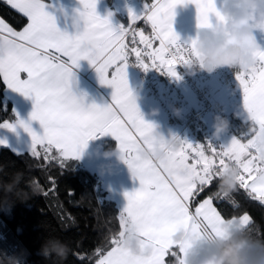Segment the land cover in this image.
Masks as SVG:
<instances>
[{
	"label": "snow or ice",
	"instance_id": "1",
	"mask_svg": "<svg viewBox=\"0 0 264 264\" xmlns=\"http://www.w3.org/2000/svg\"><path fill=\"white\" fill-rule=\"evenodd\" d=\"M8 3L31 21L23 31L16 32L0 20V74L10 89L34 101L30 120L39 121L43 133H37L30 121H18L31 135L32 154L41 155L37 151L39 145L46 160L79 159L89 141L111 135L118 141L121 159L140 183L138 189L125 193L127 204L119 216L118 233L124 235L131 221L153 246L152 254H131L115 235L109 241V250L95 249L94 264H166L169 255L174 264H185L184 256L191 244L190 241L175 244L171 236L178 228H185L198 239L205 230L223 236V225L228 220L250 227L253 221L247 213L225 217L215 206L214 201L227 200L234 208L239 207L232 197L210 194L194 208L192 205L196 196L214 181H220L230 164L241 170L239 188L264 205V162L259 160L255 147L256 137L264 134V48L254 53L256 64L250 71H238L236 75L250 121L248 132L242 138H233L228 145L208 142L210 154H206L203 144L182 140L181 148L170 153L166 161L142 158L141 150L153 148L159 136L156 126L144 119L128 79L132 56L145 71L155 68L164 73L166 68L167 75L179 79L177 61L187 65L192 57H199V52L196 39L181 41L175 31L176 9L194 4L198 28L219 31L226 18L217 0H154L141 15L129 9L133 23L143 19L152 28L151 36L140 31L138 39L137 33L125 25L115 26L111 14L99 15L98 0H80L82 10L78 16L83 23L75 34L60 30L44 0H8ZM130 31L132 47L127 40ZM156 42L158 47H154ZM53 51L59 55L52 54ZM82 60L95 67L103 85L114 89L111 103L87 104L85 96L73 90L74 69ZM22 72L27 74L26 79H21ZM16 126L12 122L0 124L12 131ZM6 143L0 140V145ZM53 150L59 156L50 155ZM174 248L178 252L172 251ZM77 258L91 259L84 254Z\"/></svg>",
	"mask_w": 264,
	"mask_h": 264
},
{
	"label": "trees",
	"instance_id": "2",
	"mask_svg": "<svg viewBox=\"0 0 264 264\" xmlns=\"http://www.w3.org/2000/svg\"><path fill=\"white\" fill-rule=\"evenodd\" d=\"M115 1L107 0L111 5ZM141 2L151 5L154 0ZM0 17L15 29L28 23V17L6 0H0ZM138 23L139 28L151 36L148 23L143 20ZM220 69L225 82L231 81L238 72L229 67ZM230 115L231 130L242 138L249 130L250 121H244L235 112ZM15 118L12 103L5 100V82L0 74V123ZM104 143L108 147L116 145L112 139ZM39 152L41 155L35 156L31 151L15 152L9 147H0V206H5L0 209V257L26 250L24 264H94L95 249L109 250L110 239L119 232L122 210L109 196L96 171L83 166L77 159L46 160L42 149ZM50 155L59 156V153L53 150ZM218 183L214 181L196 196L192 207L216 192ZM8 185H13L11 191L7 190ZM231 197L239 207L234 208L227 200L214 201L222 215L249 214L253 221L250 228L264 237V205L249 198L240 188ZM50 238L69 246L66 259L55 256L45 259L41 255L42 245ZM172 251L178 252V249ZM81 254L91 259L81 261L77 258ZM166 264H174L171 255L166 257Z\"/></svg>",
	"mask_w": 264,
	"mask_h": 264
},
{
	"label": "clouds",
	"instance_id": "3",
	"mask_svg": "<svg viewBox=\"0 0 264 264\" xmlns=\"http://www.w3.org/2000/svg\"><path fill=\"white\" fill-rule=\"evenodd\" d=\"M220 10L226 18V35L213 28L200 29L196 36V50L199 57L191 60L188 67L193 70L202 66L208 73L218 68L229 67L241 72L250 71L256 64L254 53L264 48L257 39V33L264 34V0H221ZM83 23L77 16L74 22L75 31ZM228 130L227 120H218L214 134L217 138ZM159 139L153 148H143L141 157L155 161H166L168 155L176 152L182 145L178 137L167 138L157 132ZM256 155L264 162V134L256 137ZM114 153H108L112 155ZM240 168L230 164L221 174L217 191L222 197H231L239 189ZM13 185H8L11 191ZM35 190V189H34ZM11 204L7 205L9 207ZM5 206H0L4 209ZM224 235L215 236L205 230L200 238H194L183 227L178 228L171 236L177 246L189 242L184 256L185 264H264V237L258 235L250 227L242 226L238 221L228 220L223 225ZM121 246L133 255L148 256L153 252V246L147 242L134 228L129 225L124 235L116 234ZM69 246L59 239L45 240L41 247V255L45 259L53 256L60 260L67 258ZM27 252L0 257V264H24Z\"/></svg>",
	"mask_w": 264,
	"mask_h": 264
},
{
	"label": "crops",
	"instance_id": "4",
	"mask_svg": "<svg viewBox=\"0 0 264 264\" xmlns=\"http://www.w3.org/2000/svg\"><path fill=\"white\" fill-rule=\"evenodd\" d=\"M6 1L8 2V0ZM116 1L115 3H113V5H111L110 3L107 2V0H98L97 12L102 17H108L109 14H111L110 18L115 26L119 27L120 25H125L127 28L131 24H133V22L130 20L128 13L123 12L117 7ZM44 2L47 5L46 10L49 11L50 14H52L56 18L57 26L60 28V30L67 32L68 34H75L76 31L74 28V22L78 16V11L82 10V5L80 3V0H44ZM220 3L221 0H217L218 7L220 6ZM123 4L125 3L123 2ZM144 4L145 3L141 2L139 5L143 8L145 7ZM119 13H121V15ZM197 15H198L197 9L194 4H187L186 6L181 5L177 7L176 16L174 20V28L175 31L178 33V35L181 37V39L186 38L188 41H190L191 39L196 38L200 30L198 28ZM0 20L3 19L0 17ZM138 21L139 20H137L136 22ZM3 22L8 27L12 28L14 31L21 32L25 27H27V25L31 21L28 18V23L21 29L13 28L5 20H3ZM147 23L151 28L150 23L149 22ZM213 23H215V18H213ZM226 24L227 21L224 24V26L219 30L224 35L227 34V32L225 31ZM4 34L6 35L7 33L5 32ZM151 34H152V28H151ZM256 35L259 42L261 44H264V34L257 33ZM158 46H159L158 42H156L154 44V47H158ZM52 54L59 55L54 51L52 52ZM61 59H66V58L61 57ZM134 64H136L135 57L132 56L130 57V64L127 71H128V79H129L130 87L135 97H137L138 95L147 93L148 89L145 88V86L144 89H142V80H145L146 82V80H148V77L145 74H142L140 72V69L138 70L134 69L133 68ZM74 71H75V81L73 85V90L77 93V95L83 94L86 98L87 104L96 103L98 105L103 106L105 104L111 103L114 89L110 86L103 85L100 82L99 75L94 66H92L87 60H82L80 62V66L78 68H75ZM206 73L207 76L203 78L204 79L203 82L205 81L206 78L212 75V73H208V72ZM110 75H111V71H110ZM157 75L159 79L156 78L153 81V83H155V86H157L159 83L160 84L165 83L166 85L165 84L164 85L166 86L167 90H170V96H171V94L175 91L171 89L166 79L161 74L158 73ZM236 75L231 79V81L225 82L223 74L220 72L216 78L217 80L216 82L219 85L227 84L228 91L234 92L238 97V100L237 102H235V104L227 106L226 116L230 119L231 117L230 114L235 112L244 121H248L246 110L244 109L243 106V92L236 79ZM20 77L21 79H26L27 74L22 72L20 73ZM175 94L177 95L176 92ZM5 100L10 101L12 103L13 111L16 115V118L14 120L3 121L0 124H3L4 122H12L17 126L15 131L0 127V140H4L7 142L3 146L9 147L15 152L31 151L32 150L31 135L28 132H26L23 129V127L19 126L18 121L19 120H24L26 122L30 121L33 129L37 133L40 134L43 133V129L39 121L30 120L31 113L34 110L33 99L29 97H25L21 93L16 92L13 89H10L5 83ZM176 106H180L177 107L180 108V111L177 112V108H176L174 115L170 117L169 121L171 122L174 121L171 125H168L170 126L171 129L166 128L161 130L159 133L167 138H171L175 136L181 140H185L193 144H203L206 149V154H210L209 150L207 149V143L210 142L209 132L207 131H205L204 133L203 131L200 132V129L196 124L186 125V121L189 119L188 106L185 103L177 104ZM173 126L177 127L176 128L177 130H175ZM169 130H171L172 132L170 136H169ZM221 136H222L223 145L230 144L233 138H239L237 135L233 133L232 130L224 132ZM107 139L115 140L116 145L114 147H108L104 143V141ZM94 140L97 147H92L88 145V147L84 149L86 154L85 160H82L81 158L82 156L77 160L83 166L96 171L100 175L102 179L103 187L109 191V196L117 201L118 205L122 210L127 204L125 193L138 189L140 187L139 180L133 177V174L129 166L121 159L118 141L114 137H112L111 135L99 136ZM41 149L42 146L38 145L37 151L39 152ZM108 153H114V154L108 155Z\"/></svg>",
	"mask_w": 264,
	"mask_h": 264
},
{
	"label": "built area",
	"instance_id": "5",
	"mask_svg": "<svg viewBox=\"0 0 264 264\" xmlns=\"http://www.w3.org/2000/svg\"><path fill=\"white\" fill-rule=\"evenodd\" d=\"M123 2L126 5L130 6L134 3H141V0H123ZM143 21L147 23L146 20ZM138 22L133 23L129 27H127L128 29L137 33V39L139 38L138 33L142 31L139 28ZM145 35L148 34L145 33ZM131 39L132 32L130 31L127 40L132 47L133 45L131 44ZM181 41L188 40L186 38H183L181 39ZM137 46L143 48V45ZM193 59H195V57H192L191 60ZM188 65L189 63L187 65H184L182 62L177 61L175 67L177 68V71L179 73V79L167 75L166 68H164L163 70L164 73L161 72V69H157V72L166 79L171 89H173L177 93L176 103H185L188 106L189 119L186 121V125L196 124L201 131L209 132L211 142L215 143L216 145H221L223 144L221 136L223 133L219 138H217L214 134L215 125L217 124L218 120H227V131L231 130L229 118L226 116V109L227 106L235 104V102L237 101V95L234 92L228 91L227 84L219 85L216 82V78L221 72L220 68L213 72L211 76L206 78L204 82L200 83L199 80L207 76L206 69H204L202 66H199L193 72V70H191ZM133 68L138 70L142 67L134 64ZM151 85L153 84L151 83ZM217 150L219 151L220 149L218 148Z\"/></svg>",
	"mask_w": 264,
	"mask_h": 264
},
{
	"label": "rangeland",
	"instance_id": "6",
	"mask_svg": "<svg viewBox=\"0 0 264 264\" xmlns=\"http://www.w3.org/2000/svg\"><path fill=\"white\" fill-rule=\"evenodd\" d=\"M139 4L134 3L133 5L129 6V5L123 4V0L116 1L117 7L123 12L128 13V15H129V9H132L133 11H135L137 15L143 14L146 10L147 4H144L145 5V7H143L144 9ZM140 72L142 74H145L148 77V80H146V82L145 80H142V89H144V86H145V88L148 89L147 93L138 95L136 97L137 104L139 106V109L144 119L150 123H153L156 126L157 132H160L161 130L166 129V128L171 129L170 126L168 125H171L174 121L171 122L169 121V119L171 116L174 115L175 109L177 107H180V106H176L177 104L175 103L177 99V95L175 94V92H173L174 94L172 93L170 96V90L166 89L165 83L163 84L159 83L157 86H155V83H153V81L156 78L159 79L157 75L158 74L157 69L153 68L148 71H145L143 68H141ZM203 80L204 79L201 78L199 82L202 83ZM151 83H153V85H151ZM237 100H238V97H237ZM179 111H180V108H177V112ZM173 128L177 130L176 129L177 127L173 126ZM171 134L172 132L171 130H169V136ZM88 145L92 147H97L94 139L89 141ZM2 146L3 145H0V147ZM85 156H86L85 151H83V154L81 157L82 160H85Z\"/></svg>",
	"mask_w": 264,
	"mask_h": 264
}]
</instances>
